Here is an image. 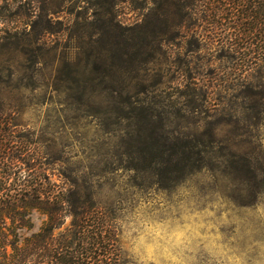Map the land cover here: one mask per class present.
<instances>
[{"label": "rangeland", "instance_id": "1", "mask_svg": "<svg viewBox=\"0 0 264 264\" xmlns=\"http://www.w3.org/2000/svg\"><path fill=\"white\" fill-rule=\"evenodd\" d=\"M147 2L119 14L101 10L107 0H0V107L51 156L56 183L90 192L95 204L115 212L129 264H264V188L255 199L262 183L202 169L165 189L154 173L131 167L130 146L138 141L124 100L158 102L169 117L197 120L194 110L201 117L213 101L196 95L198 105L186 107L184 70L208 91L210 72L227 71L198 48L199 37L160 32L176 18L173 7ZM143 20L158 27L139 40L131 26ZM117 21L124 28L112 25ZM255 78L260 99L264 72ZM252 100L238 127L215 131L238 154L261 144L264 163V113L256 119L264 101ZM169 125L178 127L177 120ZM207 128L198 120L189 130ZM42 217L33 214L34 230Z\"/></svg>", "mask_w": 264, "mask_h": 264}, {"label": "trees", "instance_id": "2", "mask_svg": "<svg viewBox=\"0 0 264 264\" xmlns=\"http://www.w3.org/2000/svg\"><path fill=\"white\" fill-rule=\"evenodd\" d=\"M147 1L107 0V5L99 6L104 12L120 14L122 9L136 11L138 4L148 5ZM165 2L173 7L171 14L176 18L169 24L164 21L160 32L199 37L203 42L198 48L206 47L209 61L218 60L220 66L225 63L227 71L210 72L214 77L208 91L199 77L184 70L187 75L180 96L188 102L186 107L192 110L198 105L194 103L196 95L205 102L211 95L209 102L213 101L201 117L199 110H194L199 114L197 120L184 121L189 117L179 112L169 117L158 102L124 100L131 109L129 118L134 120L138 141L130 146L134 154L131 167L154 173L159 177L156 183L165 189L194 171L216 169L235 181L262 183L255 190L256 199L264 188V163H258L263 156L261 144L238 154L230 150L229 138H218L215 130L222 124L238 127L249 108L247 99L254 98L256 104L264 101V95L255 98L261 86L255 76L264 72V0ZM121 24L112 22L124 28ZM157 27L146 20L131 26L140 34L139 40ZM263 113L264 108L258 109L256 119ZM175 119L178 127L172 128L169 124ZM198 120L208 128L189 130ZM249 123L256 125V121ZM243 135L238 132L235 136ZM252 160H257L256 172ZM53 163L33 137L18 127L13 113H5L0 107V264H129L122 258L115 212L95 204L90 192L56 183L52 179ZM35 212L43 217L34 230Z\"/></svg>", "mask_w": 264, "mask_h": 264}, {"label": "clouds", "instance_id": "3", "mask_svg": "<svg viewBox=\"0 0 264 264\" xmlns=\"http://www.w3.org/2000/svg\"><path fill=\"white\" fill-rule=\"evenodd\" d=\"M176 241L177 242H180L181 241L180 234H176Z\"/></svg>", "mask_w": 264, "mask_h": 264}]
</instances>
